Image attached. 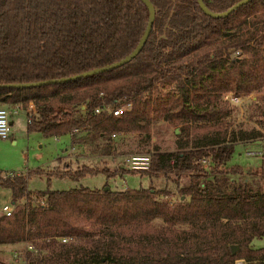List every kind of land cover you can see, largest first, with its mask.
I'll use <instances>...</instances> for the list:
<instances>
[{
  "label": "trees",
  "instance_id": "obj_1",
  "mask_svg": "<svg viewBox=\"0 0 264 264\" xmlns=\"http://www.w3.org/2000/svg\"><path fill=\"white\" fill-rule=\"evenodd\" d=\"M238 1L206 0L205 5L219 13ZM149 2L150 31L139 52L121 66L34 86H0V104L23 109L31 102L26 131L69 133L71 143L92 144L102 149L99 155L108 154L112 133L147 136L159 119L179 129V148H153L144 169L119 163L110 168L106 159L73 166L58 156L47 168L0 174L12 204L9 214L0 212V244L29 240L24 264L264 259V245H252L253 238H264V156L258 166L229 163L236 142L262 132L229 129L231 108L224 98L229 92L254 94L253 105L264 120V0L221 18L205 14L197 0ZM147 14L141 0H0V84L67 78L113 63L135 47ZM235 50L239 54L233 57ZM157 82L173 87L161 93ZM126 103L118 115L101 109ZM98 172L105 178L138 173L149 183L48 187L53 176L79 180ZM31 174L43 176L46 186L32 193L26 188ZM159 177L170 180L175 191L151 182ZM232 244L239 246L234 253Z\"/></svg>",
  "mask_w": 264,
  "mask_h": 264
},
{
  "label": "rangeland",
  "instance_id": "obj_2",
  "mask_svg": "<svg viewBox=\"0 0 264 264\" xmlns=\"http://www.w3.org/2000/svg\"><path fill=\"white\" fill-rule=\"evenodd\" d=\"M172 82L156 83V88L161 93L172 89ZM242 101L238 103H229L227 105L231 108L230 114L226 116V120L231 122V128H250L260 127L262 135L248 140H239L236 142L234 151L229 160L230 164H239L243 168L248 166H258L262 162L264 154V120L259 115V110L253 105L254 94L250 97L240 96ZM225 98V97H224ZM10 134L6 138H0V174L6 175L8 173L21 172L24 170L33 169L35 167L47 168L57 163V157L64 153L70 147L71 141L67 133L59 135H44L38 131H26V115L24 109H19L17 113L10 116ZM176 130V131H175ZM178 127H174L167 123L164 119H159L153 122L150 126L148 135L137 132L118 133L114 136L110 135V147L106 150V155H99L102 149L93 147L92 144L84 145V148H73L69 155L64 158L70 160L73 166L79 163H101L106 159L110 168L114 164H122L124 168L125 158L130 153L148 154L153 148L159 150H176L178 149L179 136ZM200 134V133H197ZM183 137V136H182ZM14 142H12V139ZM143 138V139H142ZM75 144V143H74ZM191 145V143L183 144L184 148ZM74 147V146H73ZM256 151L248 154V151ZM260 151V153H257ZM63 158V157H62ZM209 163L207 159L202 160L205 166ZM102 164V163H101ZM106 181V185L111 189L123 188L124 186L137 187L139 185L146 186L149 179L145 175H138V173L126 172L123 175H115L105 178L101 172L85 175L79 180H71L68 178L50 177L48 187L55 189H67L70 187L84 185L90 188L100 187ZM151 182L157 187L165 186L171 191H175L174 184L170 180L164 178H153ZM46 186L45 178L37 174H31L26 182V188L32 190L43 189ZM22 202H26L24 197ZM2 204L11 205L10 191L7 187L0 186V212ZM29 240H23L14 244H0V264L4 262L16 263V258L20 260L24 257V251L27 249ZM31 245V244H30ZM254 247L264 245L263 237H255L252 240ZM31 248V247H30ZM29 248V249H30ZM13 253H15L13 255ZM23 261V260H22ZM20 264L19 262H17ZM25 260L21 263L24 264ZM243 264H264V259L253 260L248 263L244 261Z\"/></svg>",
  "mask_w": 264,
  "mask_h": 264
},
{
  "label": "built area",
  "instance_id": "obj_3",
  "mask_svg": "<svg viewBox=\"0 0 264 264\" xmlns=\"http://www.w3.org/2000/svg\"><path fill=\"white\" fill-rule=\"evenodd\" d=\"M239 54V51L235 50L232 54L233 57L237 56ZM225 98H227L229 101H231V103H238L240 101H242V98L240 97V95H233L231 92L226 93L224 95ZM129 103H126L123 106H115V107H110L107 105H104L101 109H105L107 112H111L113 115H118L120 114L124 108L128 107ZM32 104L31 102L28 103V105L23 108L25 111V115H26V121L28 120V116L27 113L30 111ZM80 107H83V105H81ZM21 109L19 106H17L16 104L14 105H8V104H0V138H6L9 136L10 134V116L14 113H17V111ZM100 107H96L94 108V111L97 112L99 111ZM72 132H78V128L77 127H73L71 129ZM111 136H114V134L112 133ZM72 147L69 150L72 151ZM256 151H248V154L251 153H255ZM257 153H260V151H258ZM204 160V159H202ZM201 160V161H202ZM126 161V166L130 169H144L147 168L148 166V154H143V153H130L128 154V156L125 158ZM19 173V172H16ZM24 173H26V170H24ZM12 206L11 205H7V204H2L1 206V210L2 212H4V214H9V212L11 211ZM66 239L64 237L60 238L61 242H64ZM27 249H29L31 247L30 244H27ZM15 253H13L14 255ZM21 257L16 258V263L17 262H23L25 260V254L23 257V261L20 260ZM20 263V264H21ZM244 261L242 259H236L235 264H243Z\"/></svg>",
  "mask_w": 264,
  "mask_h": 264
},
{
  "label": "water",
  "instance_id": "obj_4",
  "mask_svg": "<svg viewBox=\"0 0 264 264\" xmlns=\"http://www.w3.org/2000/svg\"><path fill=\"white\" fill-rule=\"evenodd\" d=\"M141 1L146 6L147 12H148L145 28H144L137 44L135 45V47L123 58H121V59H119L113 63L107 64L105 66L95 68V69H92V70H89V71H86V72H83V73H80V74H77V75H74L71 77H67V78L45 79V80L27 81V82L2 83V84H0V86H3V87H26V86H34V85H39V84L49 83V82H54V81H60V80L75 79V78H79V77L88 76L91 74L103 72V71H106V70H109L112 68H116V67H119L122 64L128 62L131 58H133L139 52L142 45L144 44V41H145L149 31H150L152 20H153V7H152L151 3L149 2V0H141ZM205 1L204 0H197L198 4H199L200 8L203 10V12L210 17L221 18V17L227 16L236 8H238L244 4H247L248 2H250L252 0H239L234 5H232L230 8H228L227 10L219 12V13L210 11L205 5ZM104 188L106 189V188H108V186H104ZM238 247H239L238 244H232L230 246L231 252L234 253L238 249Z\"/></svg>",
  "mask_w": 264,
  "mask_h": 264
},
{
  "label": "crops",
  "instance_id": "obj_5",
  "mask_svg": "<svg viewBox=\"0 0 264 264\" xmlns=\"http://www.w3.org/2000/svg\"><path fill=\"white\" fill-rule=\"evenodd\" d=\"M12 122V120H10V123ZM67 135L69 136V138H70V135H69V133H67ZM12 139V142H14V139L13 138H11ZM74 146V147H73ZM71 147L72 148H75V149H77L78 150V148H84V144H74V143H71L70 144V147L67 149V150H65V152L64 153H62V154H60L59 156H61V157H65L66 155H69V150L71 149ZM65 159V158H64ZM241 259V258H240Z\"/></svg>",
  "mask_w": 264,
  "mask_h": 264
}]
</instances>
